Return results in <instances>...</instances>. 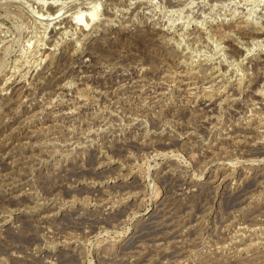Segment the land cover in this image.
I'll use <instances>...</instances> for the list:
<instances>
[{
    "label": "rangeland",
    "instance_id": "1",
    "mask_svg": "<svg viewBox=\"0 0 264 264\" xmlns=\"http://www.w3.org/2000/svg\"><path fill=\"white\" fill-rule=\"evenodd\" d=\"M0 264H264V0H0Z\"/></svg>",
    "mask_w": 264,
    "mask_h": 264
},
{
    "label": "bare ground",
    "instance_id": "2",
    "mask_svg": "<svg viewBox=\"0 0 264 264\" xmlns=\"http://www.w3.org/2000/svg\"><path fill=\"white\" fill-rule=\"evenodd\" d=\"M74 1V0H73ZM54 5V4H53ZM55 6V5H54ZM54 6H52V7H54ZM58 6V5H57ZM51 7V6H50ZM55 12V11H54ZM86 12V11H85ZM85 12H82V13H79L78 15H77V17L76 18H74V21L72 20H70V22H72L74 25H82L83 23H82V21L84 20L83 19V17L85 16V18L86 19H88V17H92V20H93V16H94V13H92V12H90L89 14H86V15H84V13ZM56 13V12H55ZM58 16H60L59 15V13H58ZM95 17V16H94ZM96 18V17H95ZM70 19V18H69ZM95 20V19H94ZM93 20V21H94ZM99 21V20H98ZM67 22V21H66ZM69 22V23H70ZM84 22V21H83ZM63 23V22H62ZM84 26V25H83ZM78 27V26H77ZM82 27V26H81ZM90 27V26H89ZM178 27H179V25H178ZM82 29V28H81ZM92 29V28H91ZM54 30V29H53ZM52 30V31H53ZM87 31V30H86ZM78 32V31H77ZM254 32V31H253ZM258 32V31H257ZM252 33V32H251ZM251 33H250V35H251ZM66 34V33H65ZM167 34V33H166ZM169 34V33H168ZM253 34H255V36H257L256 34L257 33H253ZM258 34H259V32H258ZM262 34V33H261ZM163 35V34H162ZM172 35V34H171ZM254 36V35H253ZM215 70V69H214ZM209 103H211V102H209ZM208 103V104H209ZM205 106H207L208 108H213V104L211 103V104H209V105H205ZM196 187L198 188L199 187V185H196ZM234 236V235H233ZM213 255V254H212ZM259 256V255H258ZM257 258V253H255V254H251V255H249V256H247V257H245L244 259H247L248 261H252V260H254V259H256ZM255 261V260H254Z\"/></svg>",
    "mask_w": 264,
    "mask_h": 264
}]
</instances>
